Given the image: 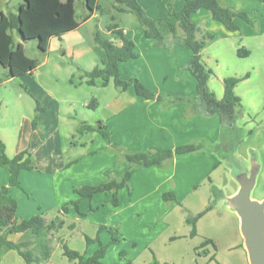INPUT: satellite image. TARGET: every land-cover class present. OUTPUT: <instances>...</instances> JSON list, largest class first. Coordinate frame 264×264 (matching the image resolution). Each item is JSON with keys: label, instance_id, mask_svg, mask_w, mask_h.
Masks as SVG:
<instances>
[{"label": "rangeland", "instance_id": "rangeland-1", "mask_svg": "<svg viewBox=\"0 0 264 264\" xmlns=\"http://www.w3.org/2000/svg\"><path fill=\"white\" fill-rule=\"evenodd\" d=\"M184 1L141 0V5L149 16L168 19V11L180 10ZM22 2V0H0V14H16ZM100 3L103 13L95 12L88 21L82 22L89 12L83 6L82 0H75V18L81 25L78 29L62 36L61 39H52L45 53L37 48L36 40L23 42L15 31L11 32L15 45L23 44L26 56L37 63L32 75L8 78L5 69L0 66V133L1 139L5 145L7 144L6 150L11 152L20 148L28 149L41 160L45 158L43 150H47V144L50 141L53 145L55 142L60 150L59 158L64 161L63 170H54L52 174L47 172L44 176L45 183L41 185L45 188L31 182L32 190L36 193L39 192L38 195L41 198L43 194L51 196L50 193L55 188L53 198L56 200L53 202V207H60L65 201L69 203L75 199V195L68 186L66 187L69 181L76 179L77 184L85 181L95 184L99 177L97 174L89 173L87 169L80 170L77 175L72 170L66 169L70 167V161L81 159L87 154L88 149L98 150L100 145H103L101 150L106 148V143L98 133L86 131L80 134L78 130L81 124L94 125L98 121L99 115L107 117L109 112L112 113L117 108L118 100L123 103L127 98L122 95L121 90L115 88L111 81L106 87H90L82 79L83 74L80 72L81 70H78V67L99 64V54L96 50L102 49L94 40L95 33L100 32L102 36L108 37L106 27L110 23H117L120 28L133 37L138 50L145 51L139 42V38H144V36L136 17L130 12L120 13L117 11L112 6L113 0H100ZM222 3L233 7L236 11H244L253 23L248 24L243 20H235L239 30L229 32L221 23L212 20L209 12L204 9L193 14L191 19L203 31L209 32L214 37L202 50V60L212 71L208 83L210 90L215 93L218 99H221L224 89L223 80L228 77L241 79L234 88L235 95L240 98V105L235 108V126L238 129L235 136L237 142L229 141L232 143L227 142V144H230L231 149L236 147V152L245 158L248 157L249 149L257 152L261 168L252 191V198L264 200V0H223ZM111 17H114V21ZM78 43L88 47L89 55L79 57L75 62L68 49ZM176 47H178V51L175 52ZM93 48L96 49L93 51ZM239 48L248 50L249 55L238 57L237 50ZM159 51L161 53L157 59L146 61L142 57L133 63L123 64H131L127 66L138 68L140 72H137V75L142 79L149 77V72L152 71L153 76L157 78V84L154 86L156 93L166 96L195 93V78L190 72L179 66L187 62L188 58L183 53L186 52V49L175 46L171 50L172 52L166 49ZM124 70H126L125 67H122L121 76L123 79L129 75ZM246 74H248V78H244ZM25 88L30 91V95L25 92ZM34 98L40 102L45 112L37 114V117L39 116L35 128L37 132L32 133L31 121L36 105ZM92 100L97 103L94 109L87 107ZM184 107L186 111L183 121L192 123L190 118L199 115L190 114L187 107L185 105ZM198 118L193 122L195 129L207 130L212 133L216 128H220L219 115H216L215 118L201 116ZM49 129L52 130L51 133H48ZM217 135H220V129H218ZM194 139L197 138H191V143L205 144L204 148L199 150L200 152L215 154L218 160H221L220 154L211 146L225 143L227 141L225 138L222 141L219 136V140L215 144H211L205 139L200 141ZM104 150H107L104 152L115 154L108 147ZM84 162H88V159H83L79 164ZM84 172L89 173V177L82 180L81 177L85 176ZM47 176L50 181H54V184L51 183L52 190L47 184ZM210 179L212 182L208 184L205 182L203 186L198 184V189L179 205V214L186 213L190 207L198 208L200 204L211 206L205 219L200 223V235L194 241L191 239L170 241L171 235H183L187 228L181 220L179 225L171 226L168 231L162 232L159 236L157 230L151 229L153 223L150 221V216L141 218L134 228L133 219L130 217L133 211L125 210V202L122 201L119 208H114L109 204L110 202H105L107 195L100 193L95 195L92 202L89 199H84L80 204V212L85 215L83 221H76V211L70 207L72 209L69 216L63 218V228L52 232L53 255L50 264H72L61 255L59 239L62 238L67 241L71 249L80 252L86 251L87 256L92 255L98 245L94 243L86 247L85 236L94 238L99 225L113 226L118 229L123 226L122 229H119L122 237L120 243L108 246L102 264H126V260L132 261L133 264H150L154 260L159 264H248L245 261V250L239 246L242 243L239 219L221 200L223 196L232 195L237 184L223 164L218 171L210 175ZM25 190L28 197L35 198L31 189L25 188ZM76 198H78L77 195ZM29 202L32 201L29 200ZM57 209L59 208L45 212L47 222L55 217L62 220L63 215L59 216ZM72 223L75 228L69 229L68 226ZM149 232H152V237L156 234L157 236L150 239ZM98 236L104 245H108L111 236L107 230L100 232ZM204 238H210L215 243V250L210 249L209 255H199L193 249ZM236 246L237 248H235ZM14 253L16 254V252ZM121 253H124L125 256L121 257ZM8 260L7 264L14 263L11 262L10 257Z\"/></svg>", "mask_w": 264, "mask_h": 264}, {"label": "trees", "instance_id": "trees-1", "mask_svg": "<svg viewBox=\"0 0 264 264\" xmlns=\"http://www.w3.org/2000/svg\"><path fill=\"white\" fill-rule=\"evenodd\" d=\"M17 13L5 15L0 14V66L5 69L8 78H20L30 76L37 67L35 60L25 54L23 44L15 45L11 34L15 31L23 41L36 40L37 48L41 52H46L52 39H61L67 33L79 28V23L75 18V0H22ZM83 6L88 10V14L82 22H86L95 12H102L100 0H82ZM223 0H185L180 10H169L168 19L153 18L147 14L139 0H113V8L120 13H132L140 26L141 33L147 39L153 41L154 46L159 49L173 50L175 46H181L192 51L191 60L184 66V70L196 80V94L192 96H172L156 95L147 89L137 78L122 80L119 73L120 63L137 58L134 52V43L126 35L124 30L117 23H110L107 27L108 37H104L100 32L94 36L95 42L104 51V57L100 63L91 70H81L84 83L87 86L106 87L113 83L115 88L125 91L132 87L138 97L143 100H157L161 103L162 109H167L176 103L184 104L190 114L201 117H220V139L225 143L211 146L218 153L232 150L229 141L237 142L238 129L235 126V108L240 105V98L235 95L234 88L241 81L240 78L228 77L223 80V96L218 99L210 90L208 83L212 76V71L202 60V50L214 39L213 35L203 31L201 27L192 21V15L204 9L209 12L212 20L221 23L229 32H236L239 26L236 19H241L248 24L253 22L244 11H236L233 7L223 5ZM103 13V12H102ZM114 21V17H111ZM238 57H247L249 51L244 48L237 50ZM248 78V74L244 76ZM242 78V79H244ZM27 94L30 91L25 88ZM35 114L31 121V129L37 126V114L44 112L40 102L35 99ZM97 103L92 100L87 107L96 108ZM79 133H98L106 148L112 149L116 155L122 157L123 162L128 166L121 176L117 177L113 172L107 173L108 181L98 185H85L74 187L73 192L78 196L61 207L62 214L68 213V205H72L78 215L79 202L82 199H92L97 193H108L111 195L110 203L118 206V191L124 187H130V179L137 170L158 167L165 168L175 155H184L202 150L205 144L201 142L189 143L175 149L150 148L143 152H131L121 148L118 144L111 142V133L108 127L98 120L94 125L82 123ZM232 143V142H229ZM104 148V149H106ZM101 151H107V150ZM222 165V162H219ZM0 167L9 172L7 184L0 183V264L3 257L10 251H14L24 261L25 264H50L53 255L51 244L52 232L63 228L64 220L55 217L51 221H46V214L40 213L28 219L16 217L17 202L10 196V189L20 187L19 175L22 170H35L37 165L32 154L28 150H23L13 157H9L6 145L0 137ZM209 180V177H208ZM167 201L176 202L172 193L164 194ZM211 206H208L202 213L188 216L186 224L190 226V236L197 233L196 223ZM74 228V224L68 226ZM107 230L111 236L108 245H104L98 234ZM61 243V255L72 264H102L109 245L119 244L121 237L117 227L99 226L97 235L94 238L85 236L86 247L97 243L98 248L90 255L86 251L80 252L71 249L65 239H59ZM211 240H205L202 247L212 244ZM243 247V245H242ZM121 257L125 254L121 253ZM126 264H133L126 260ZM150 264H159L153 261Z\"/></svg>", "mask_w": 264, "mask_h": 264}, {"label": "crops", "instance_id": "crops-1", "mask_svg": "<svg viewBox=\"0 0 264 264\" xmlns=\"http://www.w3.org/2000/svg\"><path fill=\"white\" fill-rule=\"evenodd\" d=\"M139 1L141 3V0ZM151 17L156 18L155 16ZM236 20L238 21L241 19ZM124 32L134 43V52L137 55V58L129 60L127 61V63H133V61L141 59L142 57H144L147 61L148 59H157L160 56L159 53L161 52L159 50L161 49L155 47L152 40L147 39L145 37L139 38L140 45L145 50L139 51L136 42L133 41V37H131L125 30ZM176 48L177 49H175V52L178 51V47ZM94 49L96 48H93L92 50L94 51ZM68 50L69 52H71L70 56L75 62L78 61L79 57L89 55L88 47L81 43L73 45ZM96 52H98L99 54L100 63V60L104 57V51L97 49ZM183 53L187 56L188 59H186L187 62L185 64L179 66L184 70V66L191 60L193 54L192 51L189 49H186V52L184 51ZM123 63H120L119 65V73L120 78L122 80H129L131 78L137 77V79L147 89H149L156 95H161V93L154 92V86L155 84H157V78L153 76V72L151 70L148 69L149 71H151L149 72V77H145V79L143 77L142 79L139 75H137V72H140L138 68H131L132 66H127L131 64ZM96 65L98 64L92 65L90 67H78V70H91ZM122 67H125L126 70L124 71L129 74L128 76H126L125 79H123V77L121 76ZM81 82H83L82 79ZM146 82L148 83V85ZM121 93L122 95H125L127 97L126 101L122 103L118 100L116 105L117 108L112 113L109 112L107 117L99 115L97 117V120H101L108 127L111 133V142L118 144L121 148L125 150L131 152H143L147 151L150 148L172 150L176 147L191 143V138L193 137L197 138L196 140L194 139L195 141L205 139L211 144H215L219 140L220 135H217L219 127L216 128V130L212 133H209L207 130L194 128L193 122L199 119V116H193L192 118H190L192 123L184 122L183 117L186 109L184 107V104L182 103H176L174 105H171L167 109H162L161 103L159 101L143 100L136 95L134 89H132L131 87H129L125 91H121ZM195 94L196 92L184 95L192 96ZM176 96H183V94ZM211 117L215 118L216 115ZM35 131L37 132L36 129L32 130V133H34ZM51 132L52 130L50 131L49 129L48 133ZM102 146L103 145H100V148L98 150L88 149L87 154H85V156H83L81 159H75L74 161H70V167L66 169L70 171L72 170L75 175L80 173V170L83 171L87 169L89 173L91 172L92 174H97L99 176L97 177V181L95 184H90L86 181L77 184L76 179H74V181H69L66 184V187L68 186L69 190H71L73 194L74 187H82L85 185H98L105 183L108 181V178L106 177L107 173L114 171L115 176L119 177L121 176L125 168L128 166L127 163L123 162L122 157L120 155L101 151ZM50 148L53 150H49ZM23 150L28 149L20 148L11 152L10 150L6 151L9 157H13ZM28 151L33 155L38 169L32 171L22 170L19 175L20 187H13L10 189V196H12L16 200L18 205L16 210V217L19 219H27L40 213H45L50 210L52 211L54 208H59L57 209V214L59 216L63 215L61 217L62 219L67 218L72 209L70 207L73 206L68 205L67 214L59 213L61 212V207L63 206V204L67 203V201H65L60 207H53V202L56 199L53 198L55 188L53 189L51 187V183L54 184V181H50L48 176L46 177L47 184L49 185V187H51L50 190L53 189V194L50 193L51 196L43 194L42 198L38 195L39 192L36 193L34 190H32L33 187L31 186V182H34L36 186L44 185V176L47 174V172H50V174H52L54 170H63L64 161L59 158L60 150H58L57 146L55 145V142L53 145L50 141L47 144V150H43V154H45V158L43 160L39 159L35 153L31 152V150ZM83 159H88V162L79 164ZM219 162L220 161L218 160V157L215 154L199 151L184 155H175L173 159L169 162L168 166L165 168L150 167L137 170L133 173L130 179V187H124L118 191L119 205L113 207L119 208L122 205V201H124V204L126 206L125 210L133 211L132 214H130V217L133 219L132 223L134 228L136 227V224L140 222L141 218L150 216V221L151 223H153L151 229L157 230L158 236L162 232L168 231L171 226L179 225L181 220L187 228H185L183 235H171L169 237L170 241H181L186 239H191V241H194L200 235L199 226L201 221L205 219L206 215L208 214L211 208L201 218L198 219L196 223L197 233L195 236L192 237L190 236V226L186 224V218L188 216H194L202 213L207 208V205L205 206L203 204H200L198 208L190 207V209H188L186 213L180 214L178 212L180 211L179 205H181V202H184L186 198L193 193V191L198 189V184L203 186L204 182L206 184L212 182L210 179V175H213L216 171L220 169L221 165H219ZM84 173L85 176L81 177L82 180H85V178L89 177V173ZM51 179L53 178L51 177ZM8 180V170L0 167V183L5 185L8 183ZM41 187L45 188V186ZM25 188L31 189V191H33V193L35 194L34 199L28 197V194H25ZM166 193H172L174 198L176 199V202L165 200L163 196ZM98 194L100 193H97L95 195ZM105 194L107 195V199L105 202H110L111 195L108 193ZM74 195L75 199H72L71 201L77 199L76 194ZM95 195L92 197V199H90L91 202L96 197ZM35 199L37 200L35 201ZM29 200H31L32 202H29ZM83 200L84 199L79 202V207ZM71 201H69V203ZM193 208L197 209L195 210ZM73 209L75 208L73 207ZM83 216L85 215H83L82 213L81 215L77 214L76 221H83ZM65 225L67 224L65 223ZM122 228L123 226L119 227V229ZM157 234L155 236H157ZM152 235V232H149L150 239H153L155 237H152ZM205 240H211L213 242V240L210 238H204L193 247L195 252L199 255H209L210 249L215 250L214 242L212 244L202 247V243ZM239 246L242 247V243ZM235 248H237V246ZM244 253L246 255L245 251ZM8 257L11 258V262H14L12 264H24V261L20 259L18 254H15L14 251H10L4 256V260L2 259L1 264H7L9 262ZM246 258L247 256H245V261L246 263H248V260Z\"/></svg>", "mask_w": 264, "mask_h": 264}, {"label": "water", "instance_id": "water-1", "mask_svg": "<svg viewBox=\"0 0 264 264\" xmlns=\"http://www.w3.org/2000/svg\"><path fill=\"white\" fill-rule=\"evenodd\" d=\"M220 161L229 171L237 187L222 203L239 219V231L248 264H264V200L252 198L260 172L258 154L249 149L247 158L232 150L219 153Z\"/></svg>", "mask_w": 264, "mask_h": 264}]
</instances>
